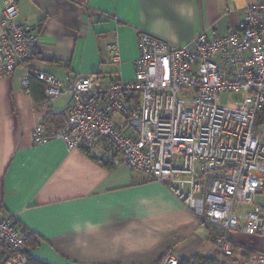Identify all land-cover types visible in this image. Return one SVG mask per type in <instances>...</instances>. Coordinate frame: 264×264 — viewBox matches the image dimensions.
<instances>
[{
	"label": "crops",
	"instance_id": "0c3cea01",
	"mask_svg": "<svg viewBox=\"0 0 264 264\" xmlns=\"http://www.w3.org/2000/svg\"><path fill=\"white\" fill-rule=\"evenodd\" d=\"M11 1L40 40L27 68L0 74V216L34 235L30 255L45 264H164L167 255L220 261L214 234L164 183L125 165H102L57 137L36 143V126L63 128L65 121L58 128L45 117L66 119L70 99L43 102L44 85L23 82L32 70L130 80L142 33L179 44L226 33L257 0H0V15ZM115 47L120 63L109 61ZM257 204L264 214V190ZM231 235L236 258H248L243 247L264 252L263 235Z\"/></svg>",
	"mask_w": 264,
	"mask_h": 264
},
{
	"label": "built area",
	"instance_id": "2783aa9c",
	"mask_svg": "<svg viewBox=\"0 0 264 264\" xmlns=\"http://www.w3.org/2000/svg\"><path fill=\"white\" fill-rule=\"evenodd\" d=\"M0 74L27 68L39 44L37 28L7 3L0 15ZM121 62L115 47L109 58ZM45 102L68 97L60 130L38 125L33 140L60 138L102 165H125L167 185L215 236L220 264H264V252L235 257L232 233L264 236L257 204L264 190V0L246 6L226 33L198 34L179 44L149 33L138 40L130 80L100 82L93 73L57 77L41 70ZM227 95L222 102L221 96ZM238 94L240 98L233 99ZM30 231L0 216V264H27ZM164 264H178L167 255Z\"/></svg>",
	"mask_w": 264,
	"mask_h": 264
},
{
	"label": "trees",
	"instance_id": "16d2710c",
	"mask_svg": "<svg viewBox=\"0 0 264 264\" xmlns=\"http://www.w3.org/2000/svg\"><path fill=\"white\" fill-rule=\"evenodd\" d=\"M31 78H34V77H31ZM40 83H42V82H40ZM42 85H44V84L42 83ZM29 86H30V84H29ZM42 90H43V94H44V88ZM42 100H43V102H45L44 96L42 97ZM65 120L66 119H65L64 113L48 112L46 117H45V125H53V126L59 128L60 126H62V124L64 123ZM263 121H264V111H262L260 113V115L258 116V124L260 125L261 123H263ZM106 166H109V165H106ZM35 244H36V241L34 239V235L30 234L28 236V238L26 239L27 251L25 252V254L27 255V258H28L27 264H45V263L41 262L40 260H38V259H36L30 255L28 248L34 246ZM243 251H244L245 256L247 255V257H249L251 255V252L248 249H246L245 247H243ZM178 264H220V261L218 259L212 257V256H200V257H198L197 260L180 259V260H178Z\"/></svg>",
	"mask_w": 264,
	"mask_h": 264
},
{
	"label": "rangeland",
	"instance_id": "374dc122",
	"mask_svg": "<svg viewBox=\"0 0 264 264\" xmlns=\"http://www.w3.org/2000/svg\"><path fill=\"white\" fill-rule=\"evenodd\" d=\"M258 1V0H257ZM240 98V95H238V94H234L233 95V99L234 100H237V99H239ZM221 100H222V102H226L227 101V95L226 94H223L222 96H221Z\"/></svg>",
	"mask_w": 264,
	"mask_h": 264
}]
</instances>
